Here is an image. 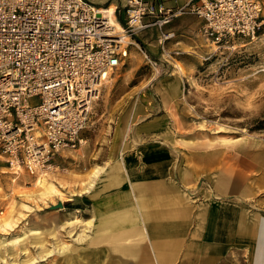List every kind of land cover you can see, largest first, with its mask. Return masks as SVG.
Listing matches in <instances>:
<instances>
[{"label":"rangeland","instance_id":"rangeland-1","mask_svg":"<svg viewBox=\"0 0 264 264\" xmlns=\"http://www.w3.org/2000/svg\"><path fill=\"white\" fill-rule=\"evenodd\" d=\"M138 35L141 49L130 45L100 88L82 133L85 143L65 152L49 182L62 193L79 191L95 167L126 154L142 160L149 151L166 156L169 171L201 170L191 156L209 148H243L263 163L264 173V26L255 39L235 38L217 50L199 30L191 43L169 50L160 45L156 56ZM37 181L13 174L0 158V218L17 210L8 227L0 225V264H91L87 245L69 235L82 233L77 221L90 215V201L77 195L27 197L40 193ZM198 186L219 200L204 175L187 190ZM243 202L264 217V186ZM83 231L91 230L85 225Z\"/></svg>","mask_w":264,"mask_h":264},{"label":"built area","instance_id":"built-area-1","mask_svg":"<svg viewBox=\"0 0 264 264\" xmlns=\"http://www.w3.org/2000/svg\"><path fill=\"white\" fill-rule=\"evenodd\" d=\"M124 8L122 21L113 10L116 30L109 7L89 0H0V158L13 174L54 173L66 151L85 143L104 75L117 70L130 45L141 49V31L156 27L164 43L174 35L165 26L191 13L217 50L235 38L255 39L264 26L262 0H191L174 9L127 0Z\"/></svg>","mask_w":264,"mask_h":264},{"label":"crops","instance_id":"crops-1","mask_svg":"<svg viewBox=\"0 0 264 264\" xmlns=\"http://www.w3.org/2000/svg\"><path fill=\"white\" fill-rule=\"evenodd\" d=\"M89 1L113 7L121 21L125 17L127 0ZM147 1L174 9L191 0ZM202 24L201 18L186 13L165 26L174 35L164 43L154 26L141 31L138 41L156 56L160 45L169 50L191 43ZM242 150L209 148L192 155L201 170L169 171L166 156L153 157L152 151L142 160L126 154L107 161L93 192L84 195L92 209L84 222L77 221L82 233L69 235L78 245H87L91 264H264V217L243 202L264 186V173L259 172L263 163ZM201 175L219 200L209 198L205 187L187 190ZM85 225L90 234L83 231Z\"/></svg>","mask_w":264,"mask_h":264},{"label":"bare ground","instance_id":"bare-ground-1","mask_svg":"<svg viewBox=\"0 0 264 264\" xmlns=\"http://www.w3.org/2000/svg\"><path fill=\"white\" fill-rule=\"evenodd\" d=\"M113 7H109V9H107V15H108V19H109V24L114 27L116 30H120V24L118 23V21L114 18V14H113ZM119 24H117V23ZM126 41H128L129 43H133L132 41L130 42V40L128 38L125 39ZM127 51L125 50V55H126ZM110 75L105 74L104 77V81L106 82L108 77ZM12 171V170H11ZM105 172V168L104 167H95L90 173H89V177L87 182L82 186L81 190H77V191H66V193H62L61 191H59L58 189H56V187L54 186L53 183L49 182L48 178L49 176L53 175V172H47L45 174H40L37 175L35 178V180L37 181L34 186H35V190L36 188H39L41 191L40 193H30L27 194V197H31V196H39L40 197H44V196H56L57 198H59L60 200L61 197H63L64 195L68 196V197H74L75 195L77 196H84V195H89L93 192L94 188L96 187L97 182L99 181V179L102 177L103 173ZM34 190V191H35ZM23 195V194H22ZM24 197V196H23ZM16 209L13 207L10 209L9 214L6 218H0V225L1 227H8L10 225V220L14 219V215H16ZM3 213H1L2 215ZM16 226V224H15ZM60 254L64 253L65 250H59L58 251Z\"/></svg>","mask_w":264,"mask_h":264},{"label":"water","instance_id":"water-1","mask_svg":"<svg viewBox=\"0 0 264 264\" xmlns=\"http://www.w3.org/2000/svg\"><path fill=\"white\" fill-rule=\"evenodd\" d=\"M60 205V204H59Z\"/></svg>","mask_w":264,"mask_h":264}]
</instances>
